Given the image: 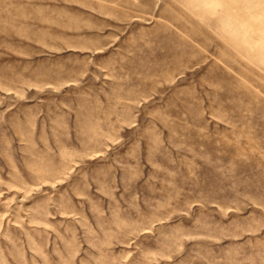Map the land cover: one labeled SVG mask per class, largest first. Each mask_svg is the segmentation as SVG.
Instances as JSON below:
<instances>
[{
  "label": "rangeland",
  "instance_id": "374dc122",
  "mask_svg": "<svg viewBox=\"0 0 264 264\" xmlns=\"http://www.w3.org/2000/svg\"><path fill=\"white\" fill-rule=\"evenodd\" d=\"M0 264H264V0H0Z\"/></svg>",
  "mask_w": 264,
  "mask_h": 264
}]
</instances>
